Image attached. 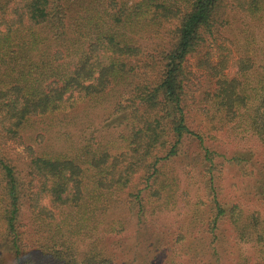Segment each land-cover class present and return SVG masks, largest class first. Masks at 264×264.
I'll list each match as a JSON object with an SVG mask.
<instances>
[{
  "label": "trees",
  "instance_id": "trees-1",
  "mask_svg": "<svg viewBox=\"0 0 264 264\" xmlns=\"http://www.w3.org/2000/svg\"><path fill=\"white\" fill-rule=\"evenodd\" d=\"M252 20L264 25V0H0V264H264L262 165L237 153L217 162L185 119L186 61L219 41V62L208 52L200 60L215 87L208 118L264 151V34L255 41ZM86 103L109 105L115 139L102 145L104 133L83 131L65 153L28 148L23 175L4 157L32 119ZM185 141L202 154L209 217L193 209L185 231L173 245L158 241L155 256L149 238L115 240L126 230L113 217L119 195L140 232L151 217L148 190L164 187V164ZM224 162L253 179L250 198L220 199L214 172ZM175 193L160 208L177 207Z\"/></svg>",
  "mask_w": 264,
  "mask_h": 264
},
{
  "label": "rangeland",
  "instance_id": "rangeland-1",
  "mask_svg": "<svg viewBox=\"0 0 264 264\" xmlns=\"http://www.w3.org/2000/svg\"><path fill=\"white\" fill-rule=\"evenodd\" d=\"M253 21H251V31L254 34L255 41L258 42L259 39H263L264 25ZM166 28L162 30L164 41L169 39L165 35ZM218 43L219 41L216 45L214 43H206L201 46L198 53L189 57L186 61L188 81L185 97V119L189 128L201 133L206 145L221 155L220 158L216 159L217 162L222 163V158L229 160L237 153L253 159L250 162L253 164V168H255V164L258 165L257 167H260L259 164H261L262 169H264V151L256 143V140L249 138V141H246L247 143H238L231 131L225 128L219 130L215 123L212 122L214 120H209L208 118L211 109H213L210 97L213 95L215 87L213 81L210 83L211 79L206 75L204 69L200 68V60L208 52L210 54V63L216 64L219 62ZM233 59H230L227 64L228 71L226 73L229 76H234ZM149 71H152V69H149ZM137 72L138 74L142 73L139 70ZM108 106L95 107L90 103H86L64 116L52 119H32L29 126L22 131L21 141L16 144L8 142L3 147V155L11 166L15 167L16 171L23 175L29 155L27 152L28 148L34 150L36 154L46 151L65 153L75 141L79 140L83 131H86L88 135L96 136L100 132L104 133L101 135L103 136L101 139L103 140L102 145H105L106 141L115 139L114 132L109 130V127H113L110 126L111 113L106 110V108L109 109ZM66 132L72 136L69 143L65 141L63 136ZM201 155L196 142L185 141L181 146L180 156L175 161L164 164L165 169L158 182L164 183V187L158 184L155 187H161L159 192L155 190L149 193L150 189L148 190L149 195L145 201H147V214L151 217L143 225L140 232L135 226L134 217L124 212L121 208V205H128L127 202L130 199H127L126 202L124 201L126 196L123 193L120 194L116 204L120 208L117 207L113 217L121 218L125 222L126 230L123 236L120 235L122 237H116L117 239L115 238V240H128L127 244L132 245V242L141 244L149 238V242L152 245L149 246V250L148 247L146 249L152 253V256H155L156 250H159V248H156L158 241L162 244L163 239H166L168 244H165V246L173 245L174 239L177 238L176 235L181 233V230L185 231V225L189 221L193 209L200 208L201 219L208 218L210 212L207 207L210 205L208 199L210 191L208 190V179L204 174V164L199 161ZM214 174L216 177L215 190L225 203H234L245 197L250 198L257 191L253 187V179L248 175L242 174L238 168L228 162L219 165L217 172H214ZM136 178H134V182ZM166 179L169 181L167 182ZM171 182H173L172 188H168ZM137 189L134 188L130 192L135 193L134 191ZM155 193L157 196H155ZM173 193L178 197L179 205L177 207L161 206L160 208V205L164 203L163 200L168 199ZM150 195L152 196L150 197ZM42 205L47 206V201L43 200ZM23 225L25 226L26 223L23 222ZM23 230L29 236L25 227ZM198 236L199 234L194 235V237Z\"/></svg>",
  "mask_w": 264,
  "mask_h": 264
}]
</instances>
